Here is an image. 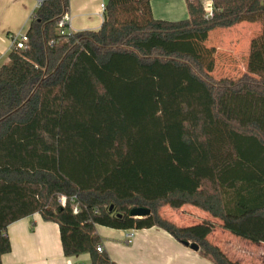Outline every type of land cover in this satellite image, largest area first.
Masks as SVG:
<instances>
[{"label": "trees", "instance_id": "obj_1", "mask_svg": "<svg viewBox=\"0 0 264 264\" xmlns=\"http://www.w3.org/2000/svg\"><path fill=\"white\" fill-rule=\"evenodd\" d=\"M151 1L106 0L97 31L61 34L69 0H42L0 65V264L7 227L33 214L90 264H114L97 226L156 227L213 264H237L208 241L216 226L264 244V0H211L208 19L185 0L179 21L154 19ZM241 23L261 26L246 72L217 79L214 48L194 36ZM185 205L219 224L159 214Z\"/></svg>", "mask_w": 264, "mask_h": 264}, {"label": "crops", "instance_id": "obj_2", "mask_svg": "<svg viewBox=\"0 0 264 264\" xmlns=\"http://www.w3.org/2000/svg\"><path fill=\"white\" fill-rule=\"evenodd\" d=\"M105 3L106 0H69L67 15L69 30L72 32L97 31L103 21L100 5ZM206 4H211V0ZM206 4L202 3L203 6ZM150 8L153 18L157 20L179 21L188 18L185 0H152ZM34 10L33 0H0V54L8 50L5 36L12 34V31H17L23 24L26 25ZM244 24L237 26L246 31H250V28L260 30L258 24ZM252 37L246 39V54ZM205 45L208 46L207 43ZM228 46H231L232 52L237 54L241 44L234 42L233 46L229 43ZM245 68L244 65L243 73L246 72ZM168 209L173 212L174 219L170 217L166 219L179 227L194 226L203 220L219 224V221L213 219L208 213L189 205L176 210ZM218 230L226 232L216 226L207 236L208 241L211 242L213 236L217 237ZM96 232L101 239L99 246L114 264H213L202 257L198 251H192L156 227L140 231H120L97 226ZM6 234L10 242V252L2 257V264H90L88 254L64 257L58 225L43 221L39 214H33L10 224ZM129 235L132 237H128ZM228 241L227 243L233 244ZM212 244L218 246L229 258L230 255L224 249L216 243ZM242 246L246 247L244 244ZM258 247L264 249V244ZM231 260L240 264L237 259Z\"/></svg>", "mask_w": 264, "mask_h": 264}, {"label": "rangeland", "instance_id": "obj_3", "mask_svg": "<svg viewBox=\"0 0 264 264\" xmlns=\"http://www.w3.org/2000/svg\"><path fill=\"white\" fill-rule=\"evenodd\" d=\"M35 1L36 0H33L34 5L36 4ZM200 1L203 4H206V2L209 0H200ZM246 24H250V23H246ZM242 25L245 24L242 23ZM259 27L261 29L260 25ZM26 30H27V25L23 24V26H21L17 31H12L11 33L17 34L20 31L25 33ZM259 33H260L259 29L256 30L255 28L254 29L250 28V31L248 30L246 31L236 25L229 29L216 30L212 33H208L202 36H194V37L197 38V40H202L201 39L202 37L210 36L209 38H207L205 43H207L208 47L214 48V55H213L214 66L211 75L216 77L217 79H229L231 81H234L243 74L242 72L243 67L244 65L246 66L245 61L247 60V56H248V53L246 54L247 51L246 39H249V37L251 36H253L252 37L253 39L256 36H258ZM5 37L8 45L7 48H9L10 46L9 36H5ZM252 39H250V42ZM234 42L240 43L242 47L239 48L237 54L232 52L233 48H230L231 46H228V43L233 46ZM245 43L246 45H244ZM6 61H7V55L0 60V65H2ZM159 214L163 218L170 217L174 219L173 212L170 211L167 206L161 208ZM228 240L233 244L227 243ZM210 243L211 244L216 243L217 245H219V247L224 249L225 252H227L230 255L229 258L231 257V259L234 260L237 259L239 261L238 263L240 264H264V249L258 247V245H262V243H252L247 240L237 238L228 232H221V231L217 233V237L216 236L211 237ZM243 244L246 246L245 248L244 246H242ZM234 248H236V250H234Z\"/></svg>", "mask_w": 264, "mask_h": 264}, {"label": "built area", "instance_id": "obj_4", "mask_svg": "<svg viewBox=\"0 0 264 264\" xmlns=\"http://www.w3.org/2000/svg\"><path fill=\"white\" fill-rule=\"evenodd\" d=\"M35 9L41 4L42 0H36L35 1ZM204 8V13H205V18H211L213 16V10H212V3L209 5H205L203 6ZM100 10L101 12H103L104 10V4L100 5ZM58 27L62 30L61 34H63V32L65 30L72 32L69 30V20H68V16H64L59 22H58ZM66 28V29H65ZM7 36H9L10 39V46L7 50V52H5L4 54H0V60L5 57L6 54H8L11 50H21L24 49L25 44L27 43L28 39H27V35L26 32L23 33L22 31L18 32L17 34H8ZM61 204L64 205V198H61ZM78 212V209H74L73 213L76 214ZM128 237H132V235H129ZM129 243V241L127 242ZM97 252H101L102 248L100 246H98L96 248Z\"/></svg>", "mask_w": 264, "mask_h": 264}, {"label": "water", "instance_id": "obj_5", "mask_svg": "<svg viewBox=\"0 0 264 264\" xmlns=\"http://www.w3.org/2000/svg\"><path fill=\"white\" fill-rule=\"evenodd\" d=\"M149 213L150 211L145 208H133L129 211V216L133 218H142L148 216ZM182 245L190 248L192 251H198V246L195 244L183 242Z\"/></svg>", "mask_w": 264, "mask_h": 264}]
</instances>
